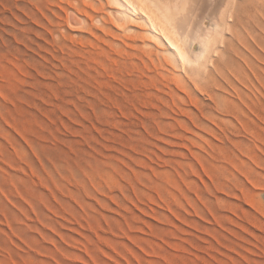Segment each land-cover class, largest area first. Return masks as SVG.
Masks as SVG:
<instances>
[{"label":"rangeland","instance_id":"374dc122","mask_svg":"<svg viewBox=\"0 0 264 264\" xmlns=\"http://www.w3.org/2000/svg\"><path fill=\"white\" fill-rule=\"evenodd\" d=\"M224 1L190 59L117 0H0V264H264V0Z\"/></svg>","mask_w":264,"mask_h":264},{"label":"bare ground","instance_id":"6f19581e","mask_svg":"<svg viewBox=\"0 0 264 264\" xmlns=\"http://www.w3.org/2000/svg\"><path fill=\"white\" fill-rule=\"evenodd\" d=\"M212 1L213 0H211V2L210 0H206L203 2V6H201V0H117L119 5L130 8L149 25L150 31L155 37L163 41L167 51L172 54H183L190 59H197L205 52L207 49L206 46L211 42L216 29L223 23L220 14L223 3L226 1L223 0L221 2L220 0H214V3ZM248 2L251 4L250 1ZM213 5L215 7H212V11H210L211 9H209V7ZM205 9H208L213 16L210 17L209 15L208 17V10L206 11L207 17L211 18V23L210 21L208 22V18L206 20L203 17L204 20H202L204 29L201 30V22L197 19L200 16H206L203 15L205 13ZM213 9H215V11ZM218 12L219 15H217ZM113 14L119 21H125V14L119 9H115ZM236 16H238V14ZM80 18L81 17L79 15L71 11L69 19L72 25H77L80 23ZM201 18L202 17H200V19ZM236 19L240 24L239 21L242 22L244 18L239 19L236 17ZM196 21L200 23L198 24ZM196 25H198V28H200L199 34H195V32L198 31ZM236 33L238 34L237 31ZM229 46L231 45L229 44ZM232 63L230 62L229 64Z\"/></svg>","mask_w":264,"mask_h":264}]
</instances>
